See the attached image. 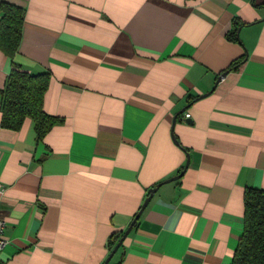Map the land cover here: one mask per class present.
Here are the masks:
<instances>
[{"label": "crops", "instance_id": "crops-1", "mask_svg": "<svg viewBox=\"0 0 264 264\" xmlns=\"http://www.w3.org/2000/svg\"><path fill=\"white\" fill-rule=\"evenodd\" d=\"M1 3L25 18L0 91L13 63L48 73L60 123L5 129L0 95V264H104L159 184L108 264H232L264 189V0Z\"/></svg>", "mask_w": 264, "mask_h": 264}, {"label": "trees", "instance_id": "trees-1", "mask_svg": "<svg viewBox=\"0 0 264 264\" xmlns=\"http://www.w3.org/2000/svg\"><path fill=\"white\" fill-rule=\"evenodd\" d=\"M0 12L3 14L0 20V50L13 59L21 42L25 11L14 5L1 3ZM238 27L236 25L227 35L228 41L240 42ZM241 62L233 64L228 70H234ZM49 81L48 73L29 74L13 63L6 86L0 91L1 126L5 129L19 130L25 120L30 119L35 124L38 141H42L47 133L60 123V120L47 115L43 109ZM244 200V230L232 264H264V189H247ZM123 235V233H116L111 236L110 247L115 248Z\"/></svg>", "mask_w": 264, "mask_h": 264}, {"label": "water", "instance_id": "water-1", "mask_svg": "<svg viewBox=\"0 0 264 264\" xmlns=\"http://www.w3.org/2000/svg\"><path fill=\"white\" fill-rule=\"evenodd\" d=\"M228 74V72H224L220 78H218V81L216 83V85ZM216 87V86H215ZM204 96H201L200 98H203ZM198 98V99H200ZM186 111V109H184L182 112L184 113ZM186 123L191 124V120H186ZM175 139V138H174ZM175 143L177 144V141H175ZM183 174H180L170 180H167L166 183H170L172 181H175L177 179H179ZM161 186V184L157 185L154 189H152L150 191V195L149 197L146 199V201L144 202L141 210L139 211V213L137 214V216L134 218L133 222L131 223V225L129 226V228L126 230V232L124 233L123 237L121 238V240L119 241V243L117 244V246L115 247V249L113 250L112 254L110 255V257L106 260V262L104 264H108L112 258V256L117 252V250L120 248V246L122 245L123 241L125 240V238L131 233V231L133 230L135 224L137 223V221L139 220L141 214L143 213V211L146 209V207L148 206V204L150 203V201L152 200L154 194L157 192V189H159Z\"/></svg>", "mask_w": 264, "mask_h": 264}, {"label": "built area", "instance_id": "built-area-1", "mask_svg": "<svg viewBox=\"0 0 264 264\" xmlns=\"http://www.w3.org/2000/svg\"><path fill=\"white\" fill-rule=\"evenodd\" d=\"M185 118L186 119L190 118V114H185ZM5 228H6L5 222L0 219V258L4 248L7 245V239L5 237Z\"/></svg>", "mask_w": 264, "mask_h": 264}]
</instances>
